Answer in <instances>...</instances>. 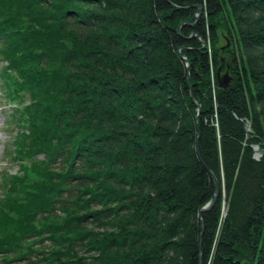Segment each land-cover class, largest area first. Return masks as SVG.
Returning <instances> with one entry per match:
<instances>
[{"label":"trees","instance_id":"obj_1","mask_svg":"<svg viewBox=\"0 0 264 264\" xmlns=\"http://www.w3.org/2000/svg\"><path fill=\"white\" fill-rule=\"evenodd\" d=\"M170 1L0 0V264H264V0Z\"/></svg>","mask_w":264,"mask_h":264},{"label":"water","instance_id":"obj_2","mask_svg":"<svg viewBox=\"0 0 264 264\" xmlns=\"http://www.w3.org/2000/svg\"><path fill=\"white\" fill-rule=\"evenodd\" d=\"M166 2L168 4H170L171 6H173L174 8H179L180 6L176 5L175 3L171 2L170 0H166ZM199 16H200V11H199V6H198V10L195 12V20L193 22H189V21H181L178 26H177V32L178 34H180L181 32V27L184 26V25H194L198 19H199ZM192 35H197L195 32H192L188 37H192ZM225 40H226V47L229 46L230 44V41L227 37H225ZM205 45V42L204 41H201V47L200 49H203ZM222 49H224V46L221 47ZM181 51V47H179L177 49V52L180 53ZM183 60L185 61V64H186V69H187V80H189V61L186 57H183ZM219 65L217 66V69H216V78H217V83H218V86L220 88H227L229 85H230V82L233 80V78L229 75L228 73V68H229V65L228 63L225 64L224 62V59L220 58V61H219ZM225 66V71L222 72V68ZM191 96V94H190ZM199 111H200V106L198 105V108H197V114L195 116V121L197 123V118H198V115H199ZM211 176H212V179H213V183H214V194H215V198L218 194V183H217V180L216 178L214 177V175L210 172ZM198 216L200 217V212L198 213ZM202 231L200 232V239H201V235H202Z\"/></svg>","mask_w":264,"mask_h":264},{"label":"rangeland","instance_id":"obj_3","mask_svg":"<svg viewBox=\"0 0 264 264\" xmlns=\"http://www.w3.org/2000/svg\"><path fill=\"white\" fill-rule=\"evenodd\" d=\"M2 64L3 63H2V60H1V57H0V66ZM233 81H231L230 84H232ZM221 89H226V88H221ZM1 90H3V89L1 88V85H0V91ZM4 98H6V96L3 97V95L0 93V105H1V102H3ZM6 107H8V106H6ZM6 110L5 111H0V167H5L7 170H10L11 172H14L16 170V168H17L16 164H11V165L7 164V163H5V160L3 158V146L10 138V135H9L8 131L12 130V127H13V124H6V117L8 115V111H6ZM10 264H25V261L12 262Z\"/></svg>","mask_w":264,"mask_h":264},{"label":"flooded vegetation","instance_id":"obj_4","mask_svg":"<svg viewBox=\"0 0 264 264\" xmlns=\"http://www.w3.org/2000/svg\"><path fill=\"white\" fill-rule=\"evenodd\" d=\"M222 54H223V57H226V59H227L228 54H225V53H222Z\"/></svg>","mask_w":264,"mask_h":264}]
</instances>
